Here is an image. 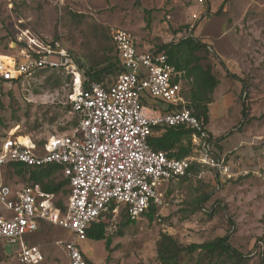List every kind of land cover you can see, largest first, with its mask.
<instances>
[{"label":"rangeland","instance_id":"1","mask_svg":"<svg viewBox=\"0 0 264 264\" xmlns=\"http://www.w3.org/2000/svg\"><path fill=\"white\" fill-rule=\"evenodd\" d=\"M114 27L129 30L139 47L176 42L184 32L206 45L198 53L200 63L209 65L219 79L206 128L217 154L224 155L236 175L219 186L210 176L170 183L165 205L157 206V218L147 211L124 224L121 211L106 230L110 252L103 240L88 239L85 254L92 264H160L156 242L162 232L186 246L230 230L229 242L241 256L215 263L264 264V0H0L4 55L17 54L21 45L13 46L12 40L22 30L35 37L60 38L83 71L102 54L111 56L109 32ZM73 78L61 68L28 76L18 84L0 82V139L15 126L35 142L71 134L76 115L67 104ZM192 88L193 79L188 77L182 92L188 109ZM216 99L225 103L220 114ZM61 178L57 173L54 180ZM8 181L12 187L23 184L16 178ZM67 238L59 226H45L37 233L32 241L44 254L40 264H68L63 249ZM16 250V245L0 238V264H21ZM179 264L214 261L195 251L182 254Z\"/></svg>","mask_w":264,"mask_h":264},{"label":"built area","instance_id":"2","mask_svg":"<svg viewBox=\"0 0 264 264\" xmlns=\"http://www.w3.org/2000/svg\"><path fill=\"white\" fill-rule=\"evenodd\" d=\"M110 36L123 71L106 87L98 82L82 87L83 71L60 38H40L19 30L16 40L22 45L17 54H0V79L8 82L41 69L63 68L74 74L69 104L77 126L71 134L51 135L39 146L15 126L0 139V238L16 245L21 264L44 260L40 247L26 240L41 222L66 230L63 249L68 264H90L83 245L92 223L105 219L113 226L121 211L136 220L152 205L163 206V183L210 176L219 186L236 175L208 141L206 127L187 108L182 95L188 78L185 71L171 64L163 50L154 46L139 50L134 35L125 28H111ZM186 36L191 32H184ZM144 94L166 102L169 110L148 108ZM177 125L189 128L197 140L190 155L177 159L149 146L153 126ZM13 163L62 166L70 189L64 209L56 205L54 194L38 184L12 187L5 170ZM108 214L113 217L107 219Z\"/></svg>","mask_w":264,"mask_h":264},{"label":"trees","instance_id":"3","mask_svg":"<svg viewBox=\"0 0 264 264\" xmlns=\"http://www.w3.org/2000/svg\"><path fill=\"white\" fill-rule=\"evenodd\" d=\"M222 5L217 11H221ZM109 40L111 50V56L107 54H102L101 60L95 64H90L88 66H83L84 70L82 72V87L87 88L91 83L98 82L102 83L104 87L111 84L118 74L123 71V67L119 62L117 50L111 39L109 32ZM18 46L20 43L16 40V37L12 40ZM22 45V44H20ZM137 48L142 50L137 42ZM206 45L198 40L195 36L182 37L176 42H168L161 44L160 46H154L157 51L163 50L171 64H173L177 69L184 70L187 77H192L193 88L188 94L189 104L188 107L191 113L197 117L202 124L206 127L209 121V104L211 103V95L215 87L219 83L218 77L213 73L209 65L203 66L200 63L201 57L199 52ZM73 56V55H72ZM75 61L78 62L73 56ZM80 65H83L79 62ZM50 70L51 73L58 71L59 69H41L35 71L32 75L38 74L42 71ZM31 75V76H32ZM20 77L16 80L6 81L0 79L1 83H7L9 85L18 84L23 80ZM70 108V104H67ZM71 110V108H70ZM247 115V106L243 102L241 107V117L245 119ZM77 126V117L74 126L71 131H73ZM154 127V126H153ZM152 127V129H153ZM165 129L164 133L159 137H148V144L154 150L166 151L168 156L177 159L184 158L191 154L192 146L190 144L191 130L183 125L177 126H163ZM207 129V128H206ZM208 131V130H207ZM209 134V132H208ZM228 133L227 135H229ZM6 135V133H5ZM4 135V136H5ZM3 136V137H4ZM46 140V139H45ZM45 140H40L35 142L37 145L41 146ZM208 141L213 142L211 136L209 135ZM60 174L62 178L58 181L54 180L56 174ZM5 178L8 181L9 178L19 179L23 184L33 185L38 184L40 188L47 192L55 195L56 205L64 209L65 200L57 198L60 194L69 196V180L63 176L62 166L57 164H49L44 167H28L18 163H13L7 166L5 170ZM192 178H184L181 180H187ZM68 187V188H67ZM204 200L207 197L203 198ZM158 207L152 205L148 210V214L152 217L157 218L159 215L157 213ZM131 220L126 216L124 224L130 223ZM45 226H52L46 222H41L38 231L30 236L26 237L29 244H35L32 238L39 233ZM108 223L105 219H100L97 222L92 223L86 231L87 238L89 240H103L104 246L107 252H110L111 238L107 236ZM230 230H228L224 235L217 236L211 240H207L200 243H191L186 246L180 244L171 234L162 232L159 239L156 242V254L157 259L160 264H179L182 254L193 253L199 251L203 257L209 261H214V264L218 260H234L241 256V253L233 247L229 242ZM44 255V254H43ZM87 258V257H85ZM67 259V258H66ZM89 261V260H88ZM68 262V261H67ZM90 264L91 261H89Z\"/></svg>","mask_w":264,"mask_h":264},{"label":"crops","instance_id":"4","mask_svg":"<svg viewBox=\"0 0 264 264\" xmlns=\"http://www.w3.org/2000/svg\"><path fill=\"white\" fill-rule=\"evenodd\" d=\"M151 46L152 45H149L148 44V45H143V47H140V48L143 50V49H146V48L151 47ZM217 87L219 88V83L215 87L213 93H215ZM224 102H226V98H224ZM224 102L221 103V104H219V103H217V99H216V104L218 105L219 114L221 113L222 108L225 106L224 105L225 104ZM143 104L145 106H147L148 108H150V109L153 108V109H157V110H161V111H167V110H169V105L166 102H163L162 100H159V99L152 98L150 96H147L146 94H144V96H143ZM212 117L213 116H212V111H211V107H210L209 108V122L212 120ZM208 125H209V123H208ZM164 131H165V129L163 128V126H154L153 129H152V132H151V137H159V136H161L164 133ZM189 141H190V144L191 145H194V144L197 143V140L193 136H190ZM214 148H215V146H214ZM215 151H216V149H215ZM222 156H224V155H222ZM219 179L220 178H218V180ZM215 181H217L216 177H215ZM170 183H172V182L163 183L162 186H161V188H160L164 192V200H165V203H166V200H167V198L165 197V191H166V189H167V187H168V185ZM160 207H162V206H160Z\"/></svg>","mask_w":264,"mask_h":264},{"label":"bare ground","instance_id":"5","mask_svg":"<svg viewBox=\"0 0 264 264\" xmlns=\"http://www.w3.org/2000/svg\"><path fill=\"white\" fill-rule=\"evenodd\" d=\"M78 80H79V76H78V75H76V82H78Z\"/></svg>","mask_w":264,"mask_h":264}]
</instances>
